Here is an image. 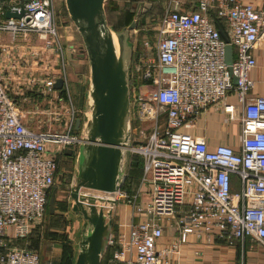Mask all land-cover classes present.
<instances>
[{
  "label": "built area",
  "instance_id": "1",
  "mask_svg": "<svg viewBox=\"0 0 264 264\" xmlns=\"http://www.w3.org/2000/svg\"><path fill=\"white\" fill-rule=\"evenodd\" d=\"M195 2L191 13H182L178 3L166 11L155 25V54L141 56L136 64L140 76L130 73L128 168L132 157L141 159L144 191L118 193L117 203L132 206L136 221L128 234H110L109 264H169L166 258L178 254L192 235L230 245L251 238L264 246V97H248L256 67L251 52L264 37V8L236 0ZM54 7L55 0H0V33L9 40L0 43V59H7V70L20 73L23 84L14 96V75L0 72V264H40L35 250L14 242L29 239L44 224L65 152L82 142L75 129L81 118L74 111L62 134L40 132L30 126L16 99L29 101L25 87L54 100L58 93H69L67 49L57 32ZM9 11L23 15L7 18ZM33 34L40 44H28ZM18 41L22 46L15 47ZM228 46L233 48L231 65L226 63ZM25 50L37 66L52 62L61 77L50 71L37 77L23 59L13 63V56ZM58 79L64 80L61 91L55 89ZM230 93L242 106L240 116L225 103ZM221 104L229 120L240 123L239 150L229 145L211 149L204 139L182 131ZM172 218L178 237L159 249L163 222Z\"/></svg>",
  "mask_w": 264,
  "mask_h": 264
},
{
  "label": "water",
  "instance_id": "2",
  "mask_svg": "<svg viewBox=\"0 0 264 264\" xmlns=\"http://www.w3.org/2000/svg\"><path fill=\"white\" fill-rule=\"evenodd\" d=\"M106 2L65 0L70 20L82 38V49L86 52L90 69L83 116L75 128L82 142L75 159L70 195L77 203L74 211L81 207L93 229L80 243L75 264H102L113 225L112 211L117 205V196L125 183L131 159L133 46L129 33L138 27L140 20L137 18L128 27L116 31L108 24ZM145 7L151 9L152 5L146 2ZM22 15L23 12L11 11L6 14L7 18H21ZM219 31L226 40L223 30ZM226 63H233L231 46L226 48ZM63 84L64 80L58 79L55 89L61 91ZM84 204L88 210L83 208ZM55 206L56 193L53 192L48 204L50 216L55 214ZM105 209H109L107 215Z\"/></svg>",
  "mask_w": 264,
  "mask_h": 264
},
{
  "label": "crops",
  "instance_id": "3",
  "mask_svg": "<svg viewBox=\"0 0 264 264\" xmlns=\"http://www.w3.org/2000/svg\"><path fill=\"white\" fill-rule=\"evenodd\" d=\"M153 4H161V8L165 11L175 8V3H178V7L182 13H191L196 10L195 0H150ZM241 5H252L257 9L264 8V0H236ZM151 3V4H152ZM152 4V5H153ZM166 13V12H165ZM3 34L0 33V36ZM3 36H6L5 34ZM8 37V36H6ZM8 39V38H7ZM33 40V42L30 41ZM29 45L40 44L37 35L30 36ZM20 42V41H19ZM0 43L7 44L8 42ZM22 46L21 43H16L15 47ZM69 45H67L68 47ZM75 50L67 48L66 62H67V84L69 89L73 84V76L76 75L75 61L71 55H74ZM256 61V67L250 73V79L253 81V89L249 93L248 97H264V37L259 41L255 48L251 52ZM81 58L77 62V68L81 69L84 74L85 59ZM3 56L0 55V58ZM15 58V60H13ZM11 59L13 63H18L23 59L29 66H33L32 74L37 77H42L43 73L50 71L53 75L61 77V69L52 62L45 61L44 64L38 66L34 62V56L31 51L25 50L20 52V56L16 58L13 56ZM20 59V60H19ZM1 66L0 72L2 75L11 73V70H7V59H0ZM47 71V72H46ZM14 80L12 82V94L16 96L19 89H23V84L20 82V73H13ZM79 74V76H84ZM32 75V76H33ZM226 104L232 105L235 108V112L240 116L242 112V106L238 102V98L235 93H230L225 101ZM229 114L224 111L223 105L210 107L198 120L195 125L189 126V130L183 131L192 136L204 139L211 149L219 145H229L236 150H239L242 144L241 126L238 120L230 121ZM139 179V186L137 190H134L132 195H136L138 190L144 191L141 187L142 169ZM136 189V188H135ZM59 200L57 197L56 201ZM114 217L111 228V235L117 233L128 234L130 225L136 221L134 209L132 206L123 202L117 203L114 207ZM49 213V212H48ZM60 215L58 206H55V215ZM113 217V216H112ZM55 216L50 218L48 222L40 227H37L25 241H16V245L21 247H28L35 250L40 256V264H75V256L72 255V244L69 242V229L64 227L57 229L55 222ZM164 235L159 240V249L168 248L171 243L176 241L178 237L177 219H167L163 222ZM114 230V231H113ZM15 234L14 229H9V235L13 237ZM68 238V239H67ZM71 247V252H70ZM68 249V251H67ZM108 251V250H107ZM106 251V253H107ZM68 253V254H67ZM105 253V254H106ZM105 256V255H104ZM103 256V257H104ZM111 256V252H110ZM70 258V259H69ZM111 258V257H110ZM71 260V262H70ZM103 260V259H102ZM166 260L169 264H264V246L258 241L248 238L243 242H235L230 245L222 240L215 238L208 239L207 237H198L192 235L189 237L188 242L180 246L178 254L169 255Z\"/></svg>",
  "mask_w": 264,
  "mask_h": 264
},
{
  "label": "rangeland",
  "instance_id": "4",
  "mask_svg": "<svg viewBox=\"0 0 264 264\" xmlns=\"http://www.w3.org/2000/svg\"><path fill=\"white\" fill-rule=\"evenodd\" d=\"M146 2L150 4L152 3L150 0H107L105 4L108 24L116 29V31H121L125 27H128L137 18L140 20L138 27L129 33V41L133 46L130 73L133 72L135 77L140 76V73L136 72V64H138L141 56H147L150 58L155 54V25L166 12L161 8V4L152 3L153 5L151 4V9H148L145 7ZM54 10L56 14L57 32L61 37V42L66 49H69L70 47V50H75L74 55L71 56L76 64V72H74L76 75L73 76L71 89H69V93L67 94H65V92L58 93L56 95L58 99L54 100L50 97L43 98L40 93L30 89L29 87H25L22 91L23 94H25L29 101H34L36 103L29 101L26 102L23 97H17L16 99L33 129L40 132L52 131L53 133L62 134L65 131V124L68 118L72 115L73 111L76 116H79L80 118L83 116L90 69L86 52L82 49V38L70 20L65 0H55ZM3 35L0 36V40L2 42H9L7 39L8 37H6L7 35ZM30 41L33 42L31 39ZM145 41L149 42V47H144ZM17 43L22 44V42L19 41ZM67 45L69 46L67 47ZM82 54H84L82 58L85 59L84 62L86 66L84 74L81 72L79 67L77 68V62L81 58ZM79 74H83L84 76H79ZM185 129L189 130V126ZM78 149L79 147H75L65 152L64 158L60 164L59 176L51 192V194L53 192L56 193V199L59 197V200L56 201V205L58 206L60 215L54 214L53 216H50L48 213L45 220L48 222L50 218L55 216V222H57L55 225L57 226V229L68 227L70 231L68 238L69 242L73 246L72 255L74 254L75 260H77L80 252V243L87 233L93 229L92 222L85 218L81 207H78V209L74 211V206H77V203L70 195L75 171V159ZM134 172V167L132 165L131 168H128L127 170L128 176L126 179H128L130 175H137ZM140 176V173H138V176H135L136 179L134 180V186L130 185V187H128L129 185H127V187L125 186V189H123L129 196H132L134 190L138 189ZM126 181L127 180H125V182ZM127 183H129V181H127ZM83 208L88 210L86 204L83 205ZM97 208H100L99 203H97ZM108 212L109 209L104 210L105 215H107ZM112 212V218L113 221H115V228L117 218L116 216L114 217V211ZM110 257V254L106 253L103 257L102 264H109Z\"/></svg>",
  "mask_w": 264,
  "mask_h": 264
},
{
  "label": "trees",
  "instance_id": "5",
  "mask_svg": "<svg viewBox=\"0 0 264 264\" xmlns=\"http://www.w3.org/2000/svg\"><path fill=\"white\" fill-rule=\"evenodd\" d=\"M116 30V29H115ZM132 165H133V167H134V173H136L137 175H135V176H138V173H141V169H142V161H141V159L140 158H138V157H133V159H132ZM135 176H133V175H130L129 177H128V179H126L127 181H129V183H127V181L125 182V184L123 185V188L122 189H125V186L127 187V185H129L128 187H130V185H133L134 186V180L136 179V177ZM131 183H133V184H131ZM67 251H68V249H67ZM70 252H71V248H70ZM110 250H108L107 251V254H110ZM68 254V253H67ZM72 254V253H71ZM70 259V258H69ZM70 262H71V260H70Z\"/></svg>",
  "mask_w": 264,
  "mask_h": 264
},
{
  "label": "bare ground",
  "instance_id": "6",
  "mask_svg": "<svg viewBox=\"0 0 264 264\" xmlns=\"http://www.w3.org/2000/svg\"><path fill=\"white\" fill-rule=\"evenodd\" d=\"M116 44H117V40H116Z\"/></svg>",
  "mask_w": 264,
  "mask_h": 264
}]
</instances>
